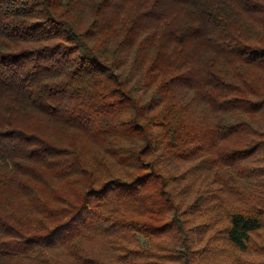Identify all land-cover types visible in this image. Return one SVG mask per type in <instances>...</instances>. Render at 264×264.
<instances>
[{"label": "trees", "instance_id": "trees-1", "mask_svg": "<svg viewBox=\"0 0 264 264\" xmlns=\"http://www.w3.org/2000/svg\"><path fill=\"white\" fill-rule=\"evenodd\" d=\"M0 264H264V0H0Z\"/></svg>", "mask_w": 264, "mask_h": 264}]
</instances>
